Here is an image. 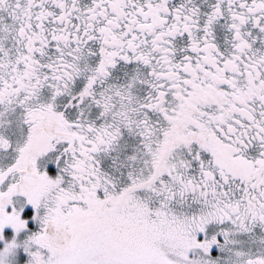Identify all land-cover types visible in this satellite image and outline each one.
I'll use <instances>...</instances> for the list:
<instances>
[{
  "label": "snow or ice",
  "instance_id": "6c2138e0",
  "mask_svg": "<svg viewBox=\"0 0 264 264\" xmlns=\"http://www.w3.org/2000/svg\"><path fill=\"white\" fill-rule=\"evenodd\" d=\"M0 264H264V0H0Z\"/></svg>",
  "mask_w": 264,
  "mask_h": 264
}]
</instances>
